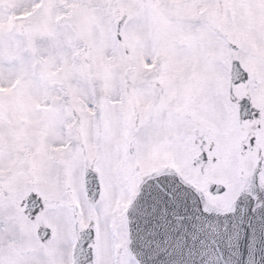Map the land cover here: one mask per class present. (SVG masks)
<instances>
[{
  "label": "snow or ice",
  "instance_id": "obj_1",
  "mask_svg": "<svg viewBox=\"0 0 264 264\" xmlns=\"http://www.w3.org/2000/svg\"><path fill=\"white\" fill-rule=\"evenodd\" d=\"M0 264H264V0H0Z\"/></svg>",
  "mask_w": 264,
  "mask_h": 264
}]
</instances>
